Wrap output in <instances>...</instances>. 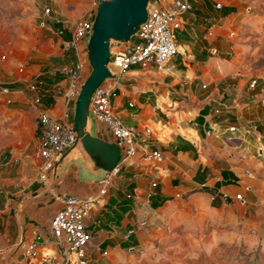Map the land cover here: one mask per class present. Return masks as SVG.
<instances>
[{
    "label": "crops",
    "instance_id": "obj_1",
    "mask_svg": "<svg viewBox=\"0 0 264 264\" xmlns=\"http://www.w3.org/2000/svg\"><path fill=\"white\" fill-rule=\"evenodd\" d=\"M21 1L18 30L0 61V264H78L50 227L61 194L95 198L84 220L86 264H155L165 255H209L222 246L263 252L264 79L243 55V1L187 0L193 10L174 31L178 52L166 69L134 66L119 76L113 111L124 125L151 132L103 196L106 171L79 143L61 154L45 181L35 157L41 113L73 121L75 98L62 68L80 61L83 81L90 73L87 40L70 43L75 21L99 0ZM87 129L116 143L91 116ZM155 149L161 160L145 156ZM35 235L32 258L25 247Z\"/></svg>",
    "mask_w": 264,
    "mask_h": 264
},
{
    "label": "built area",
    "instance_id": "obj_2",
    "mask_svg": "<svg viewBox=\"0 0 264 264\" xmlns=\"http://www.w3.org/2000/svg\"><path fill=\"white\" fill-rule=\"evenodd\" d=\"M160 1L149 0L147 18L137 30L135 39L129 42L113 41L110 43L108 68L111 77L104 79L96 87L90 99V116L109 128L120 147V156L115 167L100 180V196L106 194L114 175L121 166L137 155L138 140L151 132L149 128L139 131L128 127L117 117L111 105V97L115 94V84L120 75L134 66H151L157 71L165 70L167 61L178 52L174 31L182 25L183 13L193 10L192 3L187 0H172L166 5H161ZM49 11V8L44 9L45 13ZM94 14L95 11L89 12L75 21L72 31L73 38L70 43L73 47L76 48L91 34ZM62 71L70 81L69 96L76 98L83 83V64L76 61L73 65L63 67ZM256 82L255 78L252 79L249 86L253 88ZM30 87L33 89L35 85L32 84ZM230 130H234V126L230 127ZM38 133L35 157L41 161L39 178L45 181L47 173L53 168L61 154L74 146L78 139L72 122L66 118L54 119L45 113H41L38 117ZM145 156L156 160H161L163 157L159 149L152 150ZM152 185L155 186L156 183ZM236 198L241 199V194H237ZM57 199L61 206L51 219L50 227L53 236L58 243L66 241L68 254L73 256L78 264H86V247L89 236L85 230L84 220L90 215L95 198L61 194L57 196ZM38 246L39 237L35 235L27 243L25 255L32 258L37 257ZM42 260L50 261L47 255H44Z\"/></svg>",
    "mask_w": 264,
    "mask_h": 264
},
{
    "label": "water",
    "instance_id": "obj_3",
    "mask_svg": "<svg viewBox=\"0 0 264 264\" xmlns=\"http://www.w3.org/2000/svg\"><path fill=\"white\" fill-rule=\"evenodd\" d=\"M148 2L149 0H99L93 17L92 32L86 39L91 71L74 100L72 124L77 143L105 169L106 174L115 167L120 147L117 143L106 141L88 131L89 103L96 87L104 79L111 77L108 68L110 43L129 42L136 35L147 18Z\"/></svg>",
    "mask_w": 264,
    "mask_h": 264
},
{
    "label": "rangeland",
    "instance_id": "obj_4",
    "mask_svg": "<svg viewBox=\"0 0 264 264\" xmlns=\"http://www.w3.org/2000/svg\"><path fill=\"white\" fill-rule=\"evenodd\" d=\"M242 1L248 13L246 31L240 36L245 45L243 55L248 60L250 70L264 79V0ZM23 9L21 0H0V61L7 56L8 47L18 30V25L14 24L16 16ZM248 255L250 259L256 257L264 264V251ZM240 257L235 249L222 246L209 255L199 251L165 255L155 264H227L228 260L239 261Z\"/></svg>",
    "mask_w": 264,
    "mask_h": 264
},
{
    "label": "trees",
    "instance_id": "obj_5",
    "mask_svg": "<svg viewBox=\"0 0 264 264\" xmlns=\"http://www.w3.org/2000/svg\"><path fill=\"white\" fill-rule=\"evenodd\" d=\"M134 37H132V40H133ZM5 87L7 88H14L16 87V84H7V85H4ZM238 255H240V260L237 261V260H228L227 261V264H261V261L260 260H256V257L255 258H251L246 255L245 253L243 252H239L237 253Z\"/></svg>",
    "mask_w": 264,
    "mask_h": 264
}]
</instances>
